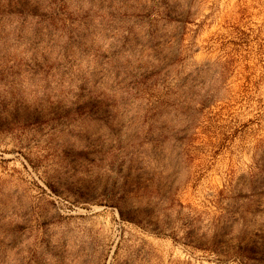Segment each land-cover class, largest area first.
Masks as SVG:
<instances>
[{
  "label": "rangeland",
  "instance_id": "374dc122",
  "mask_svg": "<svg viewBox=\"0 0 264 264\" xmlns=\"http://www.w3.org/2000/svg\"><path fill=\"white\" fill-rule=\"evenodd\" d=\"M0 264H264V0H0Z\"/></svg>",
  "mask_w": 264,
  "mask_h": 264
}]
</instances>
